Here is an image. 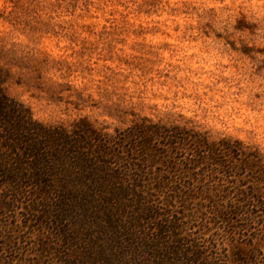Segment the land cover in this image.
Listing matches in <instances>:
<instances>
[{
  "label": "rangeland",
  "instance_id": "obj_1",
  "mask_svg": "<svg viewBox=\"0 0 264 264\" xmlns=\"http://www.w3.org/2000/svg\"><path fill=\"white\" fill-rule=\"evenodd\" d=\"M0 75L44 123L148 118L226 139L240 152L222 182L264 195V0H0ZM263 206L233 242L264 258ZM19 211L0 196V264L35 238Z\"/></svg>",
  "mask_w": 264,
  "mask_h": 264
},
{
  "label": "trees",
  "instance_id": "obj_2",
  "mask_svg": "<svg viewBox=\"0 0 264 264\" xmlns=\"http://www.w3.org/2000/svg\"><path fill=\"white\" fill-rule=\"evenodd\" d=\"M2 82L1 202L35 236L15 248L23 264H264L233 242L264 205L256 186L222 182L236 145L148 118L113 129L44 123Z\"/></svg>",
  "mask_w": 264,
  "mask_h": 264
}]
</instances>
